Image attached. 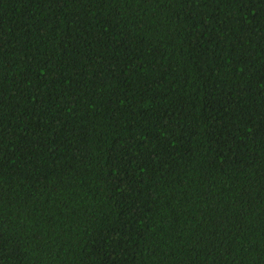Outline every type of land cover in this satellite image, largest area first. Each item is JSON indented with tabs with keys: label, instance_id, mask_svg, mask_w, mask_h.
<instances>
[{
	"label": "trees",
	"instance_id": "1",
	"mask_svg": "<svg viewBox=\"0 0 264 264\" xmlns=\"http://www.w3.org/2000/svg\"><path fill=\"white\" fill-rule=\"evenodd\" d=\"M0 264H264V0H0Z\"/></svg>",
	"mask_w": 264,
	"mask_h": 264
}]
</instances>
